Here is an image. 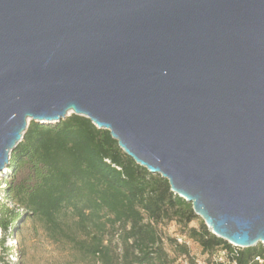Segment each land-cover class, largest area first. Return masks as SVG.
<instances>
[{"label":"water","instance_id":"1","mask_svg":"<svg viewBox=\"0 0 264 264\" xmlns=\"http://www.w3.org/2000/svg\"><path fill=\"white\" fill-rule=\"evenodd\" d=\"M69 112L264 244V0H0V174L28 118Z\"/></svg>","mask_w":264,"mask_h":264},{"label":"trees","instance_id":"2","mask_svg":"<svg viewBox=\"0 0 264 264\" xmlns=\"http://www.w3.org/2000/svg\"><path fill=\"white\" fill-rule=\"evenodd\" d=\"M9 163L14 174L28 170L24 180L3 182L5 197L25 211L12 214L1 206L0 228L7 231L10 224L18 233L26 214L75 261L175 264L177 254L189 253L187 240L210 256L225 251L226 264H257L255 258L264 257L260 242L240 248L214 235L166 178L137 164L109 130L85 116L71 113L51 124L31 120ZM195 219L199 226H190ZM170 222L180 227L182 242L163 237L162 227Z\"/></svg>","mask_w":264,"mask_h":264},{"label":"rangeland","instance_id":"3","mask_svg":"<svg viewBox=\"0 0 264 264\" xmlns=\"http://www.w3.org/2000/svg\"><path fill=\"white\" fill-rule=\"evenodd\" d=\"M30 121L31 119L29 118L28 122ZM9 165L10 163L7 162L0 174V207L6 206L12 214L24 213L25 210L19 208L15 203L5 197L4 188L6 184L3 182L24 180L28 177L29 173L27 169L21 168L14 174L8 168ZM22 219L25 220L23 221ZM199 222L200 219H195L190 222V226L198 227ZM18 226L20 227V231L16 234L12 232V225L10 224L7 231L0 228V240L4 238V250L0 247V264H94L91 261H75L65 245L53 242L40 224L35 222L33 218L26 216V214L17 223ZM180 230L177 224L170 222L162 227V235L164 238L165 236L181 237ZM186 243L189 253L187 255L177 254L175 264H182L185 260L192 261V258L193 260H205L207 264H219L220 261H214L210 253H203L197 243L191 240H187ZM165 246L169 254L173 256L174 251L172 247L167 243H165ZM222 260L225 259L222 258Z\"/></svg>","mask_w":264,"mask_h":264},{"label":"built area","instance_id":"4","mask_svg":"<svg viewBox=\"0 0 264 264\" xmlns=\"http://www.w3.org/2000/svg\"><path fill=\"white\" fill-rule=\"evenodd\" d=\"M177 240L182 242L181 237H177ZM225 254V251H218L216 254L212 255V259L216 262L220 261L223 264H226V261L222 260V258H225ZM255 260L257 264H264V257L262 256H257ZM182 264H207V262L205 260L194 259L193 261L185 260Z\"/></svg>","mask_w":264,"mask_h":264},{"label":"bare ground","instance_id":"5","mask_svg":"<svg viewBox=\"0 0 264 264\" xmlns=\"http://www.w3.org/2000/svg\"><path fill=\"white\" fill-rule=\"evenodd\" d=\"M29 120V118L27 119V121Z\"/></svg>","mask_w":264,"mask_h":264}]
</instances>
